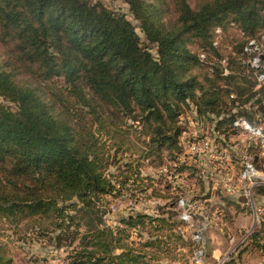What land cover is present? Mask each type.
<instances>
[{"label":"trees","instance_id":"trees-1","mask_svg":"<svg viewBox=\"0 0 264 264\" xmlns=\"http://www.w3.org/2000/svg\"><path fill=\"white\" fill-rule=\"evenodd\" d=\"M127 2L138 25L101 0H0V219L66 249L68 264H152L193 245L179 233L170 186L160 190V215L132 210L114 226L109 199L155 197L144 167L180 152L189 118L229 129L237 114L264 119L243 61L250 39L264 46V0ZM227 26L243 40L222 60L215 30ZM255 195L264 198V184ZM216 203L209 212L226 210ZM133 233L139 239L129 241ZM242 247L226 264L242 250L264 254V216Z\"/></svg>","mask_w":264,"mask_h":264},{"label":"built area","instance_id":"built-area-1","mask_svg":"<svg viewBox=\"0 0 264 264\" xmlns=\"http://www.w3.org/2000/svg\"><path fill=\"white\" fill-rule=\"evenodd\" d=\"M215 32L218 38L222 28L217 27ZM243 53L247 57L243 61L254 69V91L262 92L264 106V46L252 38L244 46ZM228 133L235 141L232 145H228L226 137L219 130L218 134L222 140L218 141L215 136L217 132L212 125L189 118L187 130L183 131L180 138V152L157 168V186L158 183L161 187L170 186L178 194L174 208L179 212V219L184 221L186 229L190 230V239L193 242L189 256L190 264H206L207 257L202 231L196 228L193 220L195 215L206 209L205 203L209 198L194 197L195 191L192 190L196 188L198 178L195 175L206 177L207 174L212 192H215V189L220 190L225 195L241 200L244 206L250 207L254 223L259 222L264 211L258 205L255 195V189L264 184V119L258 115L257 121H251L247 116L237 114L231 120ZM191 167H194V174L191 173L190 176L188 170ZM197 168H202L203 171L195 172ZM184 186L192 190L189 191ZM124 204L133 210L136 201L127 199ZM110 209L109 213H114L119 208L112 204ZM155 212L156 210L152 213ZM253 228L254 226L239 229L230 234V248L213 264L228 263L246 242ZM133 235L137 236V233Z\"/></svg>","mask_w":264,"mask_h":264},{"label":"rangeland","instance_id":"rangeland-1","mask_svg":"<svg viewBox=\"0 0 264 264\" xmlns=\"http://www.w3.org/2000/svg\"><path fill=\"white\" fill-rule=\"evenodd\" d=\"M101 1L106 6H108L109 8H114V9L121 11L122 13H125L127 15V17L135 25H138V22L130 14L129 4H128L127 0H101ZM137 31L140 34L143 42L147 43L146 37L139 27H137ZM218 40L221 41V43H220L221 46H220L219 50H220V54L222 55V57H224L222 60H224V59H226L225 56H227V57L229 55L231 56L234 51L236 52L239 50L240 43L243 40V38H242L240 32L238 31V28L236 29V28H232L231 26L230 27L227 26L224 30H222V33L218 36ZM189 45H190V48L192 50H194V52H197V51L199 52L203 48L202 47L203 46L202 41L197 39V38H192L191 41L189 42ZM153 51H154V53H156L155 48H153ZM212 56H213V54L211 53L210 60H214V57H212ZM224 72L228 74L229 70L225 68ZM255 86H256V82L253 86V90H254ZM249 106H250V103L249 102L246 103V108H248ZM251 108H252V106H251ZM193 114H194V112H193ZM190 117H191V115H190ZM206 124H209V126L212 125L215 128V132H217V134L215 136L217 137L218 141L222 140V138H220V136L218 134V130H219L226 137L228 145H232L235 142L234 139L231 138L229 133H228L229 123H226L223 126H220V128H217L216 125L213 123L212 124L206 123ZM186 130H187V128H186ZM166 155H167V153H166ZM204 167H203V169H204ZM206 167H208V165ZM193 168L194 167H191L188 170L190 172V176L192 174H194ZM144 172H145V174L153 176L154 180L156 181L155 188L157 190H156V195H154L155 197L152 198L151 196H146L145 194H143V195L141 194V198L136 201L133 197H131L127 194L126 195L121 194V195L114 196L111 199H109L110 205H112V204L117 205V207L119 208L117 210V212L108 214L107 218H109V217L113 218L111 220L113 222H110L111 224H113L112 226L117 224L116 222L118 221V219L120 217L126 216L128 213H130L132 211L130 207H128V206H126V204H124V202H127V199H132V200L136 201V206L133 207V211H138V212H143L146 209H151L154 207L157 208L159 202L166 201V199H164V198L159 199V196H166L165 191L163 193L160 192V190L162 191L166 187H161L159 185V183L157 186V182H158L157 168H155L149 164H146V166L144 167ZM205 176L207 179H209L207 174H205ZM195 177H198V178L196 179L197 181L195 180L197 183H196V188L192 190V191H195L193 194H201V193L210 194V193H212V188L209 187V185H208L207 189L204 188V187H206L205 186L206 183H203L202 181H200V177L198 175L197 176L195 175ZM170 189H171V187H170ZM214 191L215 192H213V194L217 195L216 196L217 199H219V198L222 199V197L218 196V195H224V193L221 192L220 190H216V189ZM257 194H259V193L257 192ZM259 197L256 196L257 201H258V205L264 209V198L261 196V199H259ZM233 200H232V202H234ZM122 202H123V205H122ZM238 205H239L238 209L243 208L246 211H248L250 214H252L250 207L246 208V206H244L240 203ZM109 209H110V207H109ZM110 210H112V209H110ZM261 216H264V211H263ZM114 221H116V222H114ZM193 221L197 222V224H195V225H196V228H198L199 227L198 224H200L199 220L194 219ZM214 223H217V221L215 220ZM259 223H260V220L257 223L256 222L253 223V226H255ZM220 224L221 223L219 221L218 225H220ZM213 227L218 228L217 225H213ZM202 236H203V242L205 245L203 232H202ZM205 248H206V245H205ZM206 252H207V250H206ZM67 255H68V251H66V249H64V248L55 249V248L51 247L50 245H48L42 239H38L37 236L33 233H30L29 235H27L25 237L24 233L22 231H19L17 228H15V226L12 223H10V221L4 220V218L0 219V258H2L3 264H67L68 263L67 259H66ZM184 259H186L185 256H184Z\"/></svg>","mask_w":264,"mask_h":264},{"label":"crops","instance_id":"crops-1","mask_svg":"<svg viewBox=\"0 0 264 264\" xmlns=\"http://www.w3.org/2000/svg\"><path fill=\"white\" fill-rule=\"evenodd\" d=\"M208 185L210 187L211 183H209L207 180L206 188H208ZM184 187L189 191L192 190L189 187L186 186ZM216 196L217 195L213 194V192L210 193L208 195L209 201L207 202H211V203L217 202L216 204H218L220 207L226 206V210L220 208L221 211H219L217 208L214 207V210L209 212L210 209L209 210L207 209V202H206L205 203L206 209L205 210L203 209L199 215H195L194 217V219L196 220L198 219L200 222V224H198L199 226L198 229H200L203 232L208 259L213 263L216 261L217 258H219L221 255L226 253L230 248V241H229L230 234H232L233 232H237L239 229L250 228L253 226L254 223L252 214H250L248 211H246L243 208L238 209L239 208L238 204L239 203L242 204L241 200H237V198L235 197L224 194L222 196H228L229 197L228 200L221 199L222 201L221 200L219 201L217 200ZM232 200L234 202H232ZM155 210L156 212L152 213ZM143 212L151 213L154 215L161 214L156 207L151 209H146V211ZM112 219L113 218L110 217L107 218L108 224L113 225L110 223L113 222L111 221ZM215 220L217 221V223H214ZM219 221L221 223L220 225H218ZM195 224H197V222ZM213 225H217L218 228L213 227ZM178 230L177 231L182 235L184 240L191 241L190 230L186 229L185 226L179 227ZM137 239H139V237L132 234L129 241L137 240ZM191 248L192 245H188V244L182 245L181 243V246H178L176 248L172 247L169 254H165L160 251L161 253L159 254L158 259L153 260L152 264H186V263L190 264L189 256H190ZM115 253L117 254L120 253V250H116ZM184 256L186 259H184ZM240 257L241 260L239 261L238 259L237 264H264V254H262L260 251L257 250H252V249H248L244 251L242 250Z\"/></svg>","mask_w":264,"mask_h":264}]
</instances>
